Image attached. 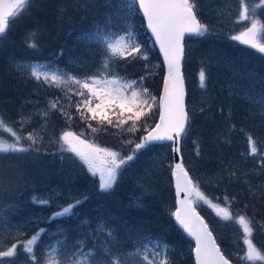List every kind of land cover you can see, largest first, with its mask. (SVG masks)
<instances>
[{"label":"trees","instance_id":"trees-1","mask_svg":"<svg viewBox=\"0 0 264 264\" xmlns=\"http://www.w3.org/2000/svg\"><path fill=\"white\" fill-rule=\"evenodd\" d=\"M129 4H134V0H32L31 6L11 22L6 35L0 37V80L5 85L0 89V114L6 115L7 122L17 121L21 114L32 115V121L25 124L22 132L27 135L36 129L43 137L29 152L0 154V210L3 211L0 229L29 220L42 221L57 206L36 204L33 197L47 198L53 190H58L62 200L69 199L63 204L75 199L83 202L68 217L41 222L40 226L48 229L42 237L53 233L56 227L61 231L57 235L49 234V238L59 236L70 241L81 232L86 238V248L99 253L106 247L113 252L128 253L134 250L137 241H159L168 245L169 258L174 264H194L193 242L170 214L175 209L171 144L155 143L150 149L138 152L122 169L124 173L118 175L113 188L101 192L98 178L91 176L82 162L74 154L63 151L56 141L63 131H73L102 147L120 148L127 154L134 145L123 143L125 132L108 126L107 131L93 133L88 123L97 127V121L81 120L75 107H69L64 99L66 90L36 81L27 70L16 71V65L23 63L43 65L42 71L53 67L81 77L89 75L102 60L104 41L130 28L149 59L121 62L118 71L129 79L150 73L144 86L158 98L163 64L137 6L129 10ZM202 6L206 19L199 12L198 15L208 25L209 33L185 38L182 70L192 122L188 134L180 140V152L189 175L209 199L224 206V198L228 197L234 214H244L253 220L257 226L254 243L264 249V168L259 156L248 154L249 135L257 142L258 149L264 151V116L259 114L261 103L258 102V94L264 91V56L230 39L240 26L234 23L235 6L229 11L221 10L220 14L209 4ZM32 31L37 33L35 48L27 43ZM84 34H91V41L83 39ZM202 67L208 73L205 89L199 86ZM195 81L201 101L193 108L190 98ZM249 94L256 99L250 102ZM58 97L71 113V120L54 110H49V115L42 119L37 113L48 109L49 101ZM79 99L73 96V101ZM157 117L148 119L147 126L152 127ZM13 126L19 130V124ZM144 133V128H140L130 133L131 139L138 142ZM159 147H163L162 152ZM232 172L235 176L230 175ZM197 209L209 223L221 250L234 264H240L238 256L244 252L240 226L222 220L214 210L205 208L203 202ZM37 212L40 217L32 218ZM82 219L94 229L100 224L102 231L84 233L85 229L78 225ZM229 244L233 252L227 249ZM39 247H45L42 238ZM12 264H27L26 258L21 254Z\"/></svg>","mask_w":264,"mask_h":264},{"label":"snow or ice","instance_id":"snow-or-ice-1","mask_svg":"<svg viewBox=\"0 0 264 264\" xmlns=\"http://www.w3.org/2000/svg\"><path fill=\"white\" fill-rule=\"evenodd\" d=\"M31 2L32 0H0V37L6 35L11 22L19 18L31 6ZM198 4L199 0H134V4L127 6L129 10L138 6L142 11L147 28L163 55L167 72L164 76L163 93L159 98L144 86L150 73L146 72L139 79H129L126 74L121 75L118 71L121 62L127 64L149 59L146 50L130 28L125 29L122 35L108 37L104 41L102 60L96 71L83 77L64 73L53 67L42 71L43 65H16L17 72L27 70L36 81L48 87L66 90L64 99L69 107H75L80 119L85 122L97 121V127L88 123L93 133L107 131L108 126L119 129L121 133H135L144 128L146 134L138 142L130 138L123 141L126 145H134L127 154L110 147H102L94 141L81 138L83 134L78 135L73 131L65 130L59 136L56 142L61 149L74 154L88 173L98 178V189L101 192L111 190L122 169L136 158V154L150 149L156 142L171 141L173 151L180 153L179 142L188 134L192 122L189 111L186 110L184 77L181 72L184 40L186 36L203 37L209 33L208 25L198 18ZM238 4L239 10L234 23L242 25V28L237 34L231 35L230 39L264 54V15L261 14L264 0H238ZM36 36L35 31L29 33V47H37ZM82 38L91 41L92 36L84 34ZM144 67L147 69L149 66L145 63ZM72 85L76 87L73 88ZM199 86L202 89L208 86V73L203 67L199 71ZM258 95V102L261 103L259 114L264 116V91ZM73 96L80 99L73 101ZM255 99L249 94L250 102ZM49 110L61 112L68 120L72 118L59 97L49 101L48 109L37 114L43 119L49 115ZM203 111L201 108V112ZM110 112L112 115H109ZM154 115L158 116V121L154 126L148 127L147 121ZM31 121L32 115L21 114L17 121L7 122L0 114V132L11 137L9 140L0 135V154L25 153L34 149L43 137L36 129L27 135L23 134L25 124ZM44 122H47L46 119ZM14 124H19V130ZM248 144V154L252 157L259 156L260 164L264 168V151L258 149L257 142L251 135L248 136ZM172 175L175 178L176 207L170 214L195 241L192 248L195 264H232L197 211L201 202L211 207L222 220L240 226L244 245L243 255L238 256L240 264H264V249L254 243L253 235L257 226L250 217L234 214L228 197L224 198V206L209 199L200 190L199 183L194 182L189 175L182 157L175 163ZM230 175L235 176V172ZM52 196L33 197V202L51 206L55 203ZM82 202L81 199H75L71 203L61 204L58 210L51 212L42 221L29 220L24 224H13L0 229V264H12L21 254L26 258L27 264H174L169 258L168 245L159 241H137L134 250L128 253L113 252L107 247L103 253L93 252L91 249L85 250L82 243L70 250H65L63 246L58 249L50 245L40 248L39 241L48 231L40 223H51L68 217L74 214V209ZM2 219L3 211L0 210V220ZM32 228L35 230L30 231Z\"/></svg>","mask_w":264,"mask_h":264},{"label":"rangeland","instance_id":"rangeland-1","mask_svg":"<svg viewBox=\"0 0 264 264\" xmlns=\"http://www.w3.org/2000/svg\"><path fill=\"white\" fill-rule=\"evenodd\" d=\"M205 3L206 4H209L210 6H212L213 8H215L216 9L215 10L216 13H219V14L220 13H223V11H221V10L229 11V9L231 10V9H233V6H235V16H237V14H238V10H239L238 0H199L198 12L203 17L204 20L206 19V16H205L206 10H205V8L202 5L205 4ZM231 4H232V6H231ZM47 10H48V12L50 11V9H47ZM261 14L264 15V10H261ZM241 28H242V25L239 26V31L241 30ZM120 35H122V33ZM113 38H115V37H113ZM191 80H192V75H191ZM195 83H196V81L194 83H192V86L193 87L191 88V98H190L191 106L193 108H195L196 102H200L201 101V92H197L198 89H197V87H195ZM3 88H5V85L3 86V81L0 80V89L2 90ZM2 115H3L4 118H6V115L5 114H2ZM109 127H111V126H109ZM0 134L2 136H4L5 138H7V136H6V135H8L7 133L0 132ZM125 134H126V138L124 140L129 139V138L131 139L130 133L125 132ZM164 147L165 148L166 147L168 148V145H166ZM158 150L162 152L163 147H159ZM52 192L53 193H59L60 194V192L58 190L57 191H54L53 190ZM50 196H52V195H50ZM44 198H45V196H44ZM52 198L55 201V203H53V204L55 206H57L55 209H53L54 211L58 210L59 209V206L61 204H63L64 201H68L69 200V199L62 200L60 198V196H52ZM205 208H210V210H213L211 207H209L206 204H205ZM37 213L34 214V215H32V218L40 217L39 216L40 213L39 212H37ZM19 224H23V223L20 222ZM78 225H82V228L85 229V230H83L84 233H88V235H91L94 232L99 233L103 229V227L100 224L96 225L95 226V229H94L93 227H91V226L88 225V223H87V221L85 219L80 220V222H79ZM55 229H57V230L53 231V233L50 232L49 234L50 235H57L61 231L57 227ZM49 234H48V236H49ZM76 234H77V236L74 239L70 240V241H65V239L63 237H59V236L58 237L53 236L51 238H49L48 236H44V237H42V242L44 243L45 246H49V245L50 246H55L58 249H60L61 246H63L65 250L73 249L76 245L82 243L84 245V247H85V250H88L86 248V246H85L86 245V240H85L86 238H85V236H82L83 234H81V232H77ZM227 249L228 250L231 249L232 252L234 251L233 247H231L230 244H229V246H227Z\"/></svg>","mask_w":264,"mask_h":264},{"label":"water","instance_id":"water-1","mask_svg":"<svg viewBox=\"0 0 264 264\" xmlns=\"http://www.w3.org/2000/svg\"><path fill=\"white\" fill-rule=\"evenodd\" d=\"M140 11V10H139ZM140 13H141V15H142V17H143V14H142V11H140ZM143 20H144V23H145V27H146V30L148 31V33H149V35L151 36V38H152V40H153V42H154V45H155V47H156V49H157V51H158V53H159V55H160V58H161V60H162V63H163V55H162V53L160 52V49H159V45L158 44H156L155 43V38L152 36V34H151V32H150V30L147 28V24H146V19L143 17ZM237 42V41H236ZM238 44H240L239 42H237ZM240 45H242V44H240ZM242 46H244V47H247V46H245V45H242ZM247 48H249V47H247ZM251 49V48H250ZM184 50H185V48H184ZM254 50V49H253ZM257 52V51H256ZM262 55H264V54H262ZM184 59V58H183ZM182 62H183V60H182ZM182 62H181V72H182ZM163 66H164V76L166 75V72H167V70H166V66L164 65V63H163ZM182 75H183V72H182ZM164 76H163V80H162V85H161V91H160V95H159V97L162 95V93H163V82H164ZM184 89H185V105H186V87H185V82H184ZM187 110V109H186ZM157 121H158V118H157ZM156 121V122H157ZM146 134V133H145ZM144 134V135H145ZM162 142H171V141H160V142H156V143H162ZM172 143V142H171ZM179 146H180V144H179ZM180 157H182V155H181V152L178 154V153H176V152H174L173 151V143H172V168H174V165H175V163H177V162H179V159H180ZM172 181H173V190H174V194H175V207H176V191H175V178L173 177V175H172ZM174 211H175V209H174ZM198 211V210H197ZM201 215V214H200ZM202 216V215H201ZM203 217V216H202ZM204 218V217H203ZM173 220H174V222H175V224L178 226V227H180L178 224H177V222L175 221V218L173 217ZM205 220V219H204ZM205 222H206V220H205ZM207 223V222H206ZM208 224V223H207ZM208 227H209V225H208ZM181 228V227H180ZM182 229V228H181ZM210 229V228H209ZM182 231L184 232V230L182 229ZM185 233V235L193 242V244L195 245V241L193 240V238L192 237H190V236H188V234L186 233V232H184ZM213 234V233H212ZM214 236V235H213ZM193 257H194V264H195V256H194V253H193ZM233 264V263H232Z\"/></svg>","mask_w":264,"mask_h":264},{"label":"bare ground","instance_id":"bare-ground-1","mask_svg":"<svg viewBox=\"0 0 264 264\" xmlns=\"http://www.w3.org/2000/svg\"><path fill=\"white\" fill-rule=\"evenodd\" d=\"M130 135H131V137H132V134H130ZM117 150H120V151L122 152V154H125V152H124L122 149L119 148V149H117ZM122 171H123V170H122ZM122 171H121L120 174H123V173H124V172H122ZM125 172H127V171H125Z\"/></svg>","mask_w":264,"mask_h":264}]
</instances>
